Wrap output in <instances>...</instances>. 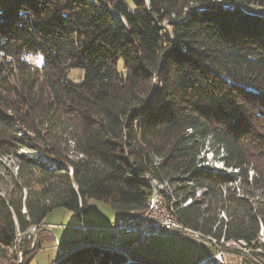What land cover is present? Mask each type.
<instances>
[{"label":"trees","instance_id":"16d2710c","mask_svg":"<svg viewBox=\"0 0 264 264\" xmlns=\"http://www.w3.org/2000/svg\"><path fill=\"white\" fill-rule=\"evenodd\" d=\"M206 144L225 170L204 168ZM4 159L16 170L0 194V259L57 209L144 212L152 182L185 229L259 249L264 0H0ZM58 264L128 263L85 248Z\"/></svg>","mask_w":264,"mask_h":264},{"label":"rangeland","instance_id":"374dc122","mask_svg":"<svg viewBox=\"0 0 264 264\" xmlns=\"http://www.w3.org/2000/svg\"><path fill=\"white\" fill-rule=\"evenodd\" d=\"M28 60L35 65H39L40 62L39 59L34 57H30ZM71 77L76 78L77 73H71ZM209 149L206 144L204 151L200 154V157L204 160V168L213 173L225 170L218 160L220 156L215 159L214 154ZM21 153L29 155L25 151ZM1 162L0 194L5 195L9 183L7 174L15 172L16 163L11 159H4ZM230 172L235 171L226 170L225 173ZM251 174V171H249L248 176L251 177ZM149 186L153 191L165 189V186H159L153 182L149 183ZM233 188L237 196H241L237 186L233 185ZM200 195L201 191H196L195 197L199 198ZM23 197H25V192H23ZM261 197V194L257 193L254 200ZM154 202L161 204L157 199ZM189 203L191 201L187 200V204ZM161 206L165 207L164 204H161ZM164 209L165 216L168 213L171 215L168 208ZM80 215L77 217L74 213L64 209L52 211L40 226L33 227L27 234L18 236L16 244H20L19 247L11 249L6 260L0 259V264H23L26 262L28 264H58L66 256L82 250V246L90 245V242H112L113 238L109 234H103V239L99 238L101 230L110 228L117 217L108 205L95 200H88L86 202V213H80ZM219 218L226 221V216L223 213L219 214ZM79 220L84 221L83 225L90 228L89 232L88 230L87 232L74 230V227L82 223ZM183 231L177 228L174 235L152 238L147 246L140 243L131 248V251L158 264H197L199 262L197 258L203 255H205V258L217 260L220 264H264V231L262 227H260L257 241V244L262 246L257 250L248 245L246 249H243L239 245L226 244L222 241L217 243L199 233L192 234L191 231ZM123 241L125 239L119 240L120 245L126 247ZM66 251H70V253L65 255ZM124 259L126 261V258Z\"/></svg>","mask_w":264,"mask_h":264},{"label":"built area","instance_id":"2783aa9c","mask_svg":"<svg viewBox=\"0 0 264 264\" xmlns=\"http://www.w3.org/2000/svg\"><path fill=\"white\" fill-rule=\"evenodd\" d=\"M155 200V199H154ZM179 229L175 224L168 221L167 215L163 213V209L154 202V205L147 211L144 217L137 219H124L123 221H114L110 228L101 230L100 237L103 234H109L110 236H124L136 238L138 240L147 243L149 240L159 236H171L174 235V231ZM88 228H82L83 232H87ZM194 234V232H192ZM103 238V237H102ZM117 241L115 240L114 243ZM113 243V244H114ZM224 243V242H223ZM226 244L239 245L243 249L247 247V244H237L236 242H230ZM97 246L107 247L104 244H97ZM114 246V245H113ZM109 246V247H113ZM211 258H205L202 263H212Z\"/></svg>","mask_w":264,"mask_h":264},{"label":"water","instance_id":"95a60500","mask_svg":"<svg viewBox=\"0 0 264 264\" xmlns=\"http://www.w3.org/2000/svg\"><path fill=\"white\" fill-rule=\"evenodd\" d=\"M80 217H81V215H80ZM81 222L82 221H80V223ZM83 222L81 224H79L78 226L74 227V230L81 231L82 228H88V227H85L83 225ZM89 230H90V228H88V232H89ZM102 237H100V235H99L100 239H103ZM112 238H113L112 242H109V243H98V242H92L91 243L90 242V245L86 244V245L82 246V248L83 249L84 248H88V246H92L93 245L92 247H89V248H93L94 247V248L98 249V247H96L97 244H104L107 247L114 245L113 247H114L115 250L113 252H116V253L120 254L121 256H123L124 258H126V262L128 264H158L155 261H152L150 259L144 258L141 255L136 254V253L131 251V248L136 247L140 243H142L143 245L147 246L149 244L150 240L147 243H145L144 241L138 240L136 238H131V237H124V236H117L116 237V236L113 235ZM121 239H125V241H123V244L126 245V247H122L120 245L119 240H121ZM115 240L117 241L116 243H114ZM67 251H66L65 255H68L70 253V251L69 252H67ZM198 258H197V260H198ZM204 259H205V257L200 258L199 262L197 264H199L200 262H204ZM202 264H205V263H202Z\"/></svg>","mask_w":264,"mask_h":264},{"label":"bare ground","instance_id":"6f19581e","mask_svg":"<svg viewBox=\"0 0 264 264\" xmlns=\"http://www.w3.org/2000/svg\"><path fill=\"white\" fill-rule=\"evenodd\" d=\"M153 183H156V182H153ZM153 185V184H152ZM160 188V187H159ZM154 190H155V188H154ZM154 199L156 200L157 199V201L158 202H161V204H164L165 205V203L162 201V199H161V197L159 196V193H158V191L156 190V191H153L152 192V196H151V198L149 199V202H148V205H147V208H146V210L144 211V212H142V213H140V214H138V215H135V216H131V217H122V218H118V219H116V221H123V218L124 219H137V218H140V217H144L145 215H146V213H147V211H149L150 210V208L154 205ZM163 202V203H162ZM157 203V202H156ZM158 204V203H157ZM161 204H158L162 209H163V213H165V209L164 208H168L169 209V207H167L166 205H165V207L163 208L162 206H161ZM185 205H187V202H186V204H184V206ZM169 211H170V213H171V215L168 213V215H167V218H168V221H170V222H172L173 224H175L177 227H179V229L180 230H184L183 232H185V231H190V230H188V229H185L183 226H181V225H179L174 219H173V216H172V211H171V209H169ZM192 232V231H191ZM195 234H196V232H194ZM210 240V239H209ZM213 241H215V240H213ZM223 242V241H222ZM218 243V242H217ZM237 244H244L245 242H242V241H239V242H236ZM246 244V243H245ZM93 246V245H92ZM92 246H90V247H92ZM96 247H98L100 250H106V251H110V252H113L115 249H114V247H101V246H97L96 245ZM206 264H220L217 260H212V263L210 262H208V263H206Z\"/></svg>","mask_w":264,"mask_h":264},{"label":"crops","instance_id":"0c3cea01","mask_svg":"<svg viewBox=\"0 0 264 264\" xmlns=\"http://www.w3.org/2000/svg\"><path fill=\"white\" fill-rule=\"evenodd\" d=\"M115 220H116V219H115ZM115 220H114V221H115Z\"/></svg>","mask_w":264,"mask_h":264}]
</instances>
